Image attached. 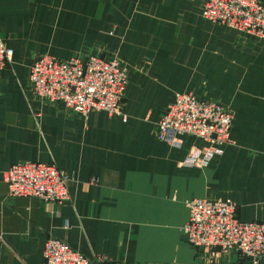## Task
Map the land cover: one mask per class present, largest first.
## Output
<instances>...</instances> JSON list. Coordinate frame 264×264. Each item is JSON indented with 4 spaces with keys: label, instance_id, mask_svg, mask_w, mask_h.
Returning a JSON list of instances; mask_svg holds the SVG:
<instances>
[{
    "label": "crops",
    "instance_id": "obj_1",
    "mask_svg": "<svg viewBox=\"0 0 264 264\" xmlns=\"http://www.w3.org/2000/svg\"><path fill=\"white\" fill-rule=\"evenodd\" d=\"M202 0H0V264H44L43 242H65L115 264H253L234 251L191 246L181 232L190 197L229 199L242 220H264V40L206 20ZM97 53L125 65V120L32 93L27 68ZM218 100L229 141L203 166L180 163L191 145L154 135L173 92ZM52 161L67 199L7 193L2 173ZM255 264H264L260 258Z\"/></svg>",
    "mask_w": 264,
    "mask_h": 264
},
{
    "label": "built area",
    "instance_id": "obj_2",
    "mask_svg": "<svg viewBox=\"0 0 264 264\" xmlns=\"http://www.w3.org/2000/svg\"><path fill=\"white\" fill-rule=\"evenodd\" d=\"M200 14L208 21L264 40V0H202ZM10 56L11 49L0 41V68ZM126 80L124 64L97 53L68 58L40 53L27 68L33 94L47 102L61 101L81 116L89 110H101L125 120L121 99ZM231 119L230 109L218 100L177 91L164 104L154 135L173 147L180 145L181 135L203 141L202 146H189L180 161L185 166H203L229 141ZM2 178L11 195L58 203L67 199L65 175L52 161H15L3 171ZM185 204L187 218L180 229L191 246L230 250L253 264L260 258L264 263V220L238 218L229 199L190 197ZM41 256L44 264H115L103 256L85 257L54 237L44 240Z\"/></svg>",
    "mask_w": 264,
    "mask_h": 264
}]
</instances>
